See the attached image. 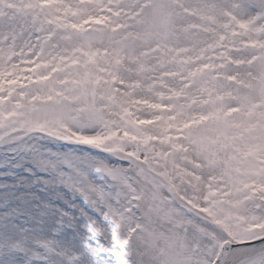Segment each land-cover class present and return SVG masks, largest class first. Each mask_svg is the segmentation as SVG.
<instances>
[{"label":"snow or ice","instance_id":"obj_1","mask_svg":"<svg viewBox=\"0 0 264 264\" xmlns=\"http://www.w3.org/2000/svg\"><path fill=\"white\" fill-rule=\"evenodd\" d=\"M0 264H264V0H0Z\"/></svg>","mask_w":264,"mask_h":264}]
</instances>
